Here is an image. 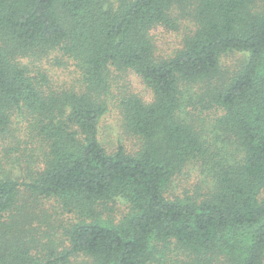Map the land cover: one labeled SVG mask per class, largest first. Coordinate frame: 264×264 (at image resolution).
I'll return each instance as SVG.
<instances>
[{"label": "trees", "instance_id": "1", "mask_svg": "<svg viewBox=\"0 0 264 264\" xmlns=\"http://www.w3.org/2000/svg\"><path fill=\"white\" fill-rule=\"evenodd\" d=\"M1 143L0 264H264V0H0Z\"/></svg>", "mask_w": 264, "mask_h": 264}, {"label": "rangeland", "instance_id": "2", "mask_svg": "<svg viewBox=\"0 0 264 264\" xmlns=\"http://www.w3.org/2000/svg\"><path fill=\"white\" fill-rule=\"evenodd\" d=\"M155 32L158 36L157 40L161 47L160 53H162L163 55H169L174 53V51L179 48L180 39L178 38V35L176 33H174L173 31H168L163 27L156 28ZM243 58L244 56L242 53L233 52V53H228L223 58V61L225 67L231 70L234 69L236 70L238 69V66L241 64ZM26 60L27 59L23 60V62H27ZM40 67L47 73L48 77L50 78L51 82L54 85H62L69 82L73 83L74 78H76L78 75L75 73L72 65L61 67L51 63L50 61H46V59L41 61ZM133 76L134 77L132 78V82L134 85V90L139 94H141L147 101H149L150 93L148 89L145 87V85L143 84L142 80H140V78L136 77V75ZM118 116L119 115L116 109L113 108L107 114L106 118L101 124L100 135L108 148L115 146L119 140H122L127 146H129V144H131L135 140L134 138L131 139L128 138V134H124L121 128H119L120 125H119ZM11 126H13V130L18 128V130L13 131V133H16L17 136L16 138L20 140L22 143L21 145H19V147L18 146L13 147L11 154L14 156L13 158L15 159L17 158V156L20 157L23 154L22 152H17V151H22V148L25 147V143L26 142L28 143L29 135L26 131L27 125L18 126L16 124V121H14V123L12 121ZM13 142H16V140L14 139ZM29 145L32 144L29 143ZM1 150H2V143L0 145V151ZM191 173L192 175L184 172L182 176L178 178V180H175L173 183L174 186L172 190H174V187H176L177 185L183 182L194 185L195 182L199 180L200 174L195 171H192ZM171 192L169 191L170 196H172ZM114 207L116 210V214L118 216H121L128 210L126 205L122 202H117L116 206Z\"/></svg>", "mask_w": 264, "mask_h": 264}]
</instances>
